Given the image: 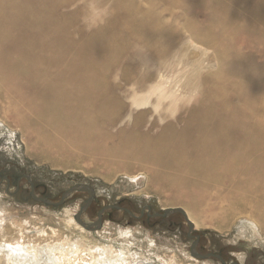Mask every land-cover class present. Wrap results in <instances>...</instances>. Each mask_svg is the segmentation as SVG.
Here are the masks:
<instances>
[{"label":"bare ground","instance_id":"6f19581e","mask_svg":"<svg viewBox=\"0 0 264 264\" xmlns=\"http://www.w3.org/2000/svg\"><path fill=\"white\" fill-rule=\"evenodd\" d=\"M75 1L0 0V81L6 88L0 84L32 134L47 137L45 145L63 144L62 150L71 145L93 153L99 127L108 130L121 121L123 97H118L117 88L112 87L116 69L126 66L129 53L138 55L145 48L158 59L166 57L173 47L169 38L182 42L184 34L181 28L171 34L168 27L170 36L162 37L161 28L166 26L162 25V17H171L182 4L193 3L198 12L207 4L205 0H155L159 14L148 16L149 12L117 3L108 13L107 23L88 34L81 23L86 14L83 5L70 14L59 13ZM223 5H219L217 13L207 14L206 26L217 24L218 30L208 29L204 41L200 35L197 39L190 35L189 45L196 47L197 41H202L204 46L220 50L223 46L218 38L228 35V46L233 38L228 30L264 34V0H226ZM188 29L191 27L185 31ZM234 62L230 66H238ZM167 63L166 69L173 67L169 64L174 65ZM240 70L241 74L236 70L239 74L220 76L225 84L228 82V94L225 84L208 77L202 91L208 94L201 93L203 96L187 115L179 117L175 124L165 125L159 133L152 129L156 121L151 128H143L146 116L136 115L132 125L126 123L118 130V142L110 151L119 155L121 161H135L150 170L154 187L170 191L172 203L196 208L187 212L195 228L200 222L194 218L200 217L208 203H212L215 217H222L219 213L223 212L237 213L234 202L247 196H255L264 210V75L251 79L250 72ZM121 78L130 80L132 75L126 72ZM131 82L141 83L133 78ZM231 82L237 89L231 87ZM131 98L136 107L147 104L143 99ZM176 104H170L171 112L180 110ZM216 210L220 212L215 213ZM252 210L257 214L255 208ZM77 215L74 220L79 224ZM79 221L93 225L98 219L94 223L80 218ZM93 227L86 230L101 228ZM6 233L1 228L0 252L5 243V256L12 264H16L13 259L17 264H145L123 251L115 253L99 246L86 249L80 243L60 242L55 230L49 236L46 232L35 235L39 240L47 237L44 242L51 238L45 247L30 239L26 241L24 229H19L17 238L10 242L4 240Z\"/></svg>","mask_w":264,"mask_h":264},{"label":"rangeland","instance_id":"374dc122","mask_svg":"<svg viewBox=\"0 0 264 264\" xmlns=\"http://www.w3.org/2000/svg\"><path fill=\"white\" fill-rule=\"evenodd\" d=\"M150 1L76 0L59 13L67 15L83 5L86 14L83 13L81 23L85 25L86 33L89 34L107 23L108 13L112 12L117 3L124 8H138L143 13L149 12L148 16H157L159 14L157 3L155 0ZM158 2L162 4L161 1ZM225 2L226 0L220 2L205 0L207 7L201 6L199 12L196 11L197 5L193 3L188 5L180 3V9L176 7L171 17L163 16L162 25L166 26L161 28L162 37L164 34L170 36L166 30L168 27L171 34L180 28L184 34L182 42L174 40L173 36L169 38L173 42V47L166 57L158 59L156 54L146 48L138 55L129 53L126 66L116 69L115 81L112 83V87L117 88L116 95L123 97L121 121H116V125L108 130L99 127L97 134L100 135L97 142L92 145L95 148L93 153L78 150L71 145L64 150L61 148L63 144L45 145L47 137L42 133L32 134L25 126L19 111L13 106L15 103L9 99L11 96L1 89L6 88L5 83L0 81L2 84V87L0 84V176H8L12 183L20 177L19 180L24 187L23 194L15 196L14 193L8 195L5 186H0V230L3 228L5 233L7 232L4 240L13 241L17 238L19 229H24L26 241L30 239L45 247L51 242V238L48 237L50 241L44 242L47 237L39 240L35 235L46 232L49 236L50 231L55 230L61 237L60 242L65 240L70 244L80 243L86 249L99 246L104 250L111 248L115 253L123 251L126 256L129 254L132 258L135 257L134 260L145 264H264V210L259 206L255 196L235 201L234 205L238 212L235 214L228 212V215L224 212L219 213L222 217H215L212 203H208L200 217L194 218L196 222H200L196 228L188 219L192 224L191 230L185 218L178 213L166 218L160 217L155 221L156 226L150 228L136 217L143 212H147L148 215L149 210L154 214H161L163 210L171 208H181L187 216V212H192L196 208L172 203L171 192L155 188L152 182L153 173L144 165L135 161H121L119 155L110 152L118 142V130L123 125H132L136 115L146 116L143 128H151L152 122L156 121L155 129L152 128L156 130L155 133H159L169 123L175 124L179 117L187 115L195 101L202 97L203 93L208 94L202 92L205 90V81L208 77L210 81L224 85L221 77L230 73L241 74L240 69L250 72L251 79L264 75L262 32L234 33L228 30V34L233 38L229 46L228 35L218 38L223 46L220 50L213 46L206 47L201 43L206 39L208 29L211 32L217 31L220 27L215 26L217 24H210L207 27L206 24L209 23L207 14L217 13L219 5L221 8ZM175 16L178 19H175ZM192 22L196 24L193 25ZM187 26L191 29L186 31L192 33H186ZM190 35L195 39L200 35L202 41L195 42L196 47H193L187 43ZM221 53L228 56L220 55ZM180 61L183 62L177 65ZM232 61H235L239 68L230 66ZM165 62L166 64L173 62L175 66L169 64L173 67L166 69ZM184 63L188 64L182 65ZM225 66L227 68L230 66L231 69L226 70ZM126 72H130L132 78L141 83L131 82L132 78L123 80L121 76ZM227 83L224 85L226 94L229 93ZM232 83H230L232 88L237 87ZM131 97L143 99L147 104L136 107ZM175 101L180 110L171 112L170 104ZM51 132L54 130L51 129ZM25 176L38 186L35 193H42L43 196L40 198L51 202L59 201L61 194L75 184L88 185L94 192V199L80 215V218L85 217L86 222L94 223L99 212L105 207L117 208L103 211L100 229L86 230L74 220V215L79 213L78 210L87 199L86 193H75L60 206L46 205L29 197L27 193L29 182ZM9 192L13 191L10 189ZM193 212L199 214L198 211ZM218 212L220 211H215ZM5 246L6 244L2 243L0 264H12L5 256L7 253ZM192 249L198 258L192 256ZM14 262L17 264L18 261L13 259Z\"/></svg>","mask_w":264,"mask_h":264},{"label":"water","instance_id":"95a60500","mask_svg":"<svg viewBox=\"0 0 264 264\" xmlns=\"http://www.w3.org/2000/svg\"><path fill=\"white\" fill-rule=\"evenodd\" d=\"M25 178L27 179V181L29 183H31L30 181V178L28 176H25ZM5 181H7L5 179ZM30 189H31V192H30V195H31V198L34 199L35 201H38L40 203H43V204H46V205H50V206H60L62 203H64V201H66L68 198H70L73 194L75 193H80V192H83V193H86L87 194V197L88 199L82 203L81 207H80V210H79V214L77 215V222L83 226L85 229H90L92 226H94L93 228L94 229H98L101 225L99 224L100 222V218H101V215L103 213V211L105 209H110V208H117V207H114V206H109V207H105L103 208L98 216H97V219L98 221L95 222L93 225H88L84 222H80L79 221V218H80V215L84 212V210L89 206V204L91 203L92 199H93V190L86 184H75L73 186H71L69 189L65 190L62 194H61V197L59 199V201L57 202H51V201H48L46 199H42V198H38L34 195V191H33V187L30 186ZM7 194L8 195H11L13 193H10L8 190H7ZM148 209V208H147ZM149 210V209H148ZM127 211V210H126ZM181 214L184 218H185V221L188 225V228L191 230L192 228V224L190 223V221L188 220L187 216H186V213L181 209V208H171V209H166V210H163L161 214H154L152 215V217H162V218H166L168 217L169 215L171 214ZM192 256L198 258V256H196V254L194 253V250L192 249Z\"/></svg>","mask_w":264,"mask_h":264},{"label":"flooded vegetation","instance_id":"af4514ba","mask_svg":"<svg viewBox=\"0 0 264 264\" xmlns=\"http://www.w3.org/2000/svg\"><path fill=\"white\" fill-rule=\"evenodd\" d=\"M5 179L7 180V181H5ZM20 179V177L19 178H17L13 183L10 181L11 179L8 177V176H0V186H5V192L8 190H10L11 189V191H13L12 193H14L13 195H15V196H18L20 193L21 194H23V185L21 184V181L19 180ZM31 181V180H30ZM30 186H32L33 187V191H34V195L36 196V197H38V198H40V196L42 197L43 195H42V193H40V194H36L35 192H36V188L38 187L37 185H34L33 183H32V181H31V183H27V187L29 188L27 191V193H29V197L31 198V195H30V192H31V189H30ZM25 190H26V188H25ZM87 195V194H86ZM94 195V194H93ZM87 199H88V197H87ZM86 199V200H87ZM93 199H94V197H93ZM93 199H92V201H93ZM85 200V201H86ZM84 201V202H85ZM92 201H91V203H92ZM90 203V204H91ZM119 207H121V204L119 203ZM79 211V210H78ZM154 213H152L151 212V210H149V213H148V215H147V212H143L141 215H139V217H136V218H138V220L143 224V225H147L148 227H155L156 225V223H155V221L157 220V219H159L160 217H152V215H153ZM82 215V214H81ZM143 215H145V219L143 220ZM80 219H82V220H84L85 221V217L84 218H80ZM87 222H90V221H87ZM102 218H101V226H102ZM196 244H197V246H198V243H197V241H196Z\"/></svg>","mask_w":264,"mask_h":264},{"label":"clouds","instance_id":"9594fccd","mask_svg":"<svg viewBox=\"0 0 264 264\" xmlns=\"http://www.w3.org/2000/svg\"><path fill=\"white\" fill-rule=\"evenodd\" d=\"M95 6L93 5V8H94Z\"/></svg>","mask_w":264,"mask_h":264}]
</instances>
